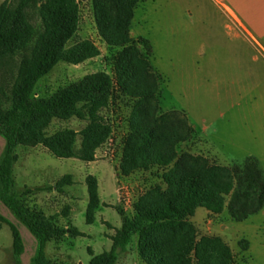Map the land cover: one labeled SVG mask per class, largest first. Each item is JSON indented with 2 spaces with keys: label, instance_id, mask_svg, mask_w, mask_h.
<instances>
[{
  "label": "trees",
  "instance_id": "1",
  "mask_svg": "<svg viewBox=\"0 0 264 264\" xmlns=\"http://www.w3.org/2000/svg\"><path fill=\"white\" fill-rule=\"evenodd\" d=\"M89 1L98 35L107 46L119 48L113 55L117 89L109 73L98 71L67 82L47 96H36L34 87L57 62L76 64L99 54L89 39L67 45L78 28V0L0 2V71L13 55L23 51L9 88L10 104L0 107V136L4 139L0 153V202L33 236L35 248L30 261L60 264L47 257L46 244L78 231L59 224L55 214L46 215L29 205L28 191H13L17 147L39 144L59 158L94 160L95 150L111 132L110 124L98 110L106 107L114 92H118L130 100L119 172L128 176L135 170L155 167L160 182L133 198L131 213L118 210L121 224L111 235L110 248L97 254L90 252L87 264H115L134 235L141 264H233L228 244L218 235L198 236L191 217L198 207L205 208L209 215L227 210L235 221L260 210L264 205V175L257 161L247 157L241 163L224 165L189 150L178 151V145L191 139L194 130L182 111L160 110V78L151 70L148 59L151 45L146 38L134 39L130 35L134 8L144 0ZM33 6H37L41 24L37 32L29 19ZM73 116L88 119L79 132L62 128L46 133L53 118ZM87 189L86 219L91 222L99 200L93 176L87 177ZM1 223L11 230L12 254L20 263L24 252L20 230L2 213Z\"/></svg>",
  "mask_w": 264,
  "mask_h": 264
},
{
  "label": "rangeland",
  "instance_id": "2",
  "mask_svg": "<svg viewBox=\"0 0 264 264\" xmlns=\"http://www.w3.org/2000/svg\"><path fill=\"white\" fill-rule=\"evenodd\" d=\"M149 3H137L133 25L141 37L152 40V43L149 42L151 52L148 59L151 70L160 78V110L182 111L197 132L188 141L181 142L178 151L189 150L206 156L211 162L224 165L241 163L247 157H253L264 175V66L261 67L259 61L252 59L253 54L259 56L258 52L247 49L243 51L247 55L241 64L232 59L229 64L218 66L221 68L216 74L222 81L217 86L208 73V61L191 59L193 51L203 45L179 42L180 38L177 36L171 38L163 34L164 30L169 29L150 26L148 19L158 22L165 13L149 12ZM163 3H170V0H156V5ZM171 3L183 7L181 11L171 14L172 19L180 18L192 24L197 23L196 15L199 14L195 7L202 4L208 6L205 0L202 4L197 0H172ZM78 4V28L67 45L89 39L97 46L99 54L76 64L57 62L36 83V96H47L67 82L98 71L109 73L117 89L113 55L119 48L107 46L98 35L90 1L78 0ZM208 9L210 11L206 12L207 18L203 19L206 13L200 15L202 22L216 20L212 8L208 6ZM29 19L35 31H39L41 24L37 6L29 10ZM217 30L222 36L217 43L221 52L229 51L230 46L241 45L245 48L243 43L226 35L223 27L218 26ZM31 44L25 52L29 51ZM203 49L205 52L211 51L208 45H204ZM22 53L23 51H19L13 55L7 61V66L0 71L2 108H7L10 104L9 88L15 65ZM230 102L234 105H229ZM129 112L130 100L118 95V92H114L106 107L98 110V114L110 124L111 132L106 141L95 150L92 161L76 157L59 158L39 144L17 147L18 157L13 165V191L18 194L28 191L26 198L29 205L40 208L46 215L55 214L59 224L74 227L78 231L77 234L67 233L59 240H51L46 244L45 253L52 261L60 264H87L90 252L97 254L108 250L111 235L121 224L118 210L131 213L133 198L150 185L160 182L155 176V167L135 170L128 176L119 172ZM87 123V118L74 116L68 119L53 118L45 130L47 134L62 128L79 132ZM79 143L80 135L77 134L76 147ZM88 176H93L96 180L99 199L91 222L86 219ZM0 213L19 228L24 242V252L19 263L12 254L11 230L7 224L1 223L0 264H34L30 261L35 248L33 236L22 223L11 216L5 206H0ZM191 220L198 236L218 235L228 244L233 254V264H264V205L242 221L232 220L227 210L209 215L205 208L198 207ZM135 241L136 235L126 250L119 253L115 264H141L135 250Z\"/></svg>",
  "mask_w": 264,
  "mask_h": 264
},
{
  "label": "crops",
  "instance_id": "3",
  "mask_svg": "<svg viewBox=\"0 0 264 264\" xmlns=\"http://www.w3.org/2000/svg\"><path fill=\"white\" fill-rule=\"evenodd\" d=\"M171 1L172 0H170V3L156 5V0H144L146 3L150 2L148 4L150 5L149 12H162L165 14L158 22L148 19L151 21L149 22L145 17H141V19L148 21L150 26L156 25L162 29H169L164 30L163 34H167L171 36V38L177 36V38H180L179 42L203 45L197 51H193L191 59L208 61V73L210 77L214 79L215 85L217 84V86H219L218 83L222 81L216 73L217 70L222 67L223 63L224 65L229 64L232 59H235L241 64L247 55V53L243 51H247V49L257 51L259 56L253 54L252 59H254L255 62L259 61L261 67L264 66V0H205L208 6L212 8L213 17L216 19L213 21L208 19L209 21L206 22L201 21L200 15L210 10L208 6L202 4L203 0H197L202 5L195 7L196 12L199 13L196 15V24H192V22H187L186 20L182 21L180 18L176 20L172 19L173 15L171 14L181 11L183 7L171 3ZM137 6L138 4L134 8L130 23V35L132 37H141L138 32L135 31V25H133ZM187 11L189 12L190 10ZM206 16L207 13L203 16V19L207 18ZM217 25L225 29L226 35L232 36L235 40L243 43L245 48L243 49L241 45L237 47L230 46L229 51L221 52V48L217 46V43L221 41L222 36L217 30ZM146 39L152 43L151 39ZM171 42H174V40H171ZM204 45H208L211 51L205 52L203 49ZM201 66L200 64V67ZM236 104L239 105L238 103ZM229 105L233 106L234 103L230 102ZM188 123L191 125L189 120ZM194 133L197 132L194 130ZM3 145L4 139L0 136V153ZM1 204L0 202V206H3ZM206 213L208 214L207 210ZM207 225L209 226V223H207Z\"/></svg>",
  "mask_w": 264,
  "mask_h": 264
}]
</instances>
